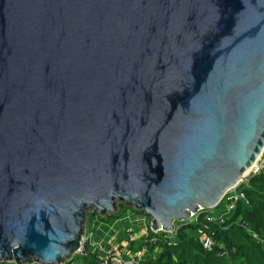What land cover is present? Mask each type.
Returning <instances> with one entry per match:
<instances>
[{
  "label": "water",
  "instance_id": "95a60500",
  "mask_svg": "<svg viewBox=\"0 0 264 264\" xmlns=\"http://www.w3.org/2000/svg\"><path fill=\"white\" fill-rule=\"evenodd\" d=\"M263 152L264 0H0V263L119 204L171 233Z\"/></svg>",
  "mask_w": 264,
  "mask_h": 264
},
{
  "label": "trees",
  "instance_id": "16d2710c",
  "mask_svg": "<svg viewBox=\"0 0 264 264\" xmlns=\"http://www.w3.org/2000/svg\"><path fill=\"white\" fill-rule=\"evenodd\" d=\"M241 192L248 203H237L221 222L209 212L196 220L177 222L172 243L162 238L171 235L149 229L143 264H264V172L251 178ZM208 215L215 220L209 221ZM204 236L213 242L209 251L203 248ZM88 259L94 261L90 255Z\"/></svg>",
  "mask_w": 264,
  "mask_h": 264
},
{
  "label": "rangeland",
  "instance_id": "374dc122",
  "mask_svg": "<svg viewBox=\"0 0 264 264\" xmlns=\"http://www.w3.org/2000/svg\"><path fill=\"white\" fill-rule=\"evenodd\" d=\"M260 159L264 160V152L258 158L254 166L257 165L261 161ZM251 169L245 174V176L243 177V180L235 188L226 192L222 202L218 205V207L211 209V210H206V211L200 210L198 213L195 214V216L193 215L190 218V220H196L198 216L201 215V212H204V214L209 212V214H212L213 217H217V218L221 217L222 215H225L226 217V216H229L231 212L234 211L237 203H239L240 201H244L245 203H248V201L246 200L245 194L241 192L242 187L251 178L264 172L263 170V171H260L259 174H253ZM230 198H233V199L237 198L238 202L237 203L229 202ZM125 208H126L125 206L119 204L118 211L111 215H107L106 217H100L98 215H95L93 210H88L86 213V222L84 225V233L82 236V238L85 237L84 244H85V248L88 254L87 256H82L77 251V253H74L72 255L71 260H64L62 263H67V264H93L94 263L95 264L94 262L95 257L93 254L94 252L93 245L95 241L100 244L104 243L107 246L111 245L112 248H117L118 245H120L122 241H126L128 239V234H129L128 232L130 230H133L132 232H134L137 235V239L135 242L136 246H134L133 249L131 250H134L135 252L140 251V246L143 243L141 242L143 240H142V237L140 236L144 234V226L146 227L149 222L146 217L140 215L134 209L132 208L125 209ZM229 210H232V211L229 212ZM215 221L220 222L219 219H216ZM176 223L177 222L174 223V226L176 225ZM174 229L176 230V226ZM173 232L174 230L171 233ZM171 233L168 234L171 236L167 237L163 235L162 238L164 240L166 238L170 240L172 243L174 240V234H171ZM89 255L92 256V258H94L93 262L90 259H88ZM78 257L80 260H77Z\"/></svg>",
  "mask_w": 264,
  "mask_h": 264
},
{
  "label": "built area",
  "instance_id": "2783aa9c",
  "mask_svg": "<svg viewBox=\"0 0 264 264\" xmlns=\"http://www.w3.org/2000/svg\"><path fill=\"white\" fill-rule=\"evenodd\" d=\"M251 170H252L253 174H259L260 171H263L264 170V160H261ZM229 202L237 203L238 199L237 198H234V199L230 198ZM232 210H233V208H232ZM232 210H229V212H231ZM202 213L203 212H201V214ZM207 217H208L209 221L215 220L210 215H208ZM224 218H225V215H222L221 217H219L217 219H219V221L221 222L224 220ZM147 220L149 223L146 227L144 226V234L142 236H140V237H142V240H143V241H141L143 243L140 246V251L135 252L134 250H131V249H133L134 246H136L135 242L137 239V235L134 232H132L133 230H130L128 232L129 233L128 239L126 241H122L120 243V245H118L117 248H112L111 245L107 246L104 243L100 244V243H97L95 241L94 245H93V247H94L93 254L95 257L96 264H143V258L149 249V241H150V233H151V231L149 229L152 230L151 220L148 218H147ZM174 233H175V230L171 234H174ZM165 234H169V233H165ZM92 236H93V234H92ZM84 238H82L80 241V248H79L78 252L82 256H87L88 253H87V250L85 248ZM202 245H203V248L208 250V251L213 248L212 247L213 246L212 240L206 236H204L202 238ZM6 264H16V262H9ZM22 264H36V263L27 262V263H22ZM60 264H67V263L61 262Z\"/></svg>",
  "mask_w": 264,
  "mask_h": 264
},
{
  "label": "bare ground",
  "instance_id": "6f19581e",
  "mask_svg": "<svg viewBox=\"0 0 264 264\" xmlns=\"http://www.w3.org/2000/svg\"><path fill=\"white\" fill-rule=\"evenodd\" d=\"M246 174V173H245ZM30 262H33V263H35L34 261H30ZM9 263V262H8ZM1 264H6V263H1Z\"/></svg>",
  "mask_w": 264,
  "mask_h": 264
}]
</instances>
